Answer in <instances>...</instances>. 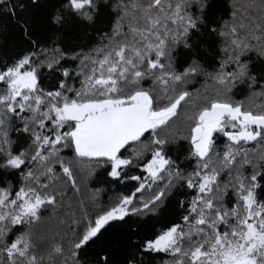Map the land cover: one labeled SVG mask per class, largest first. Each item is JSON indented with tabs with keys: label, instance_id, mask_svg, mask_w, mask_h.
<instances>
[{
	"label": "snow or ice",
	"instance_id": "obj_1",
	"mask_svg": "<svg viewBox=\"0 0 264 264\" xmlns=\"http://www.w3.org/2000/svg\"><path fill=\"white\" fill-rule=\"evenodd\" d=\"M0 264H264V0H0Z\"/></svg>",
	"mask_w": 264,
	"mask_h": 264
}]
</instances>
